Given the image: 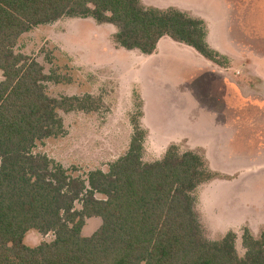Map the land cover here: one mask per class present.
<instances>
[{"label": "trees", "instance_id": "obj_1", "mask_svg": "<svg viewBox=\"0 0 264 264\" xmlns=\"http://www.w3.org/2000/svg\"><path fill=\"white\" fill-rule=\"evenodd\" d=\"M92 18L115 27L113 43L149 55L161 37L194 49L225 66L228 57L207 42L203 18L176 6L141 0H0V264H264V232L216 240L204 235L197 190L217 176L204 155L170 144L154 161H143L148 131L140 125L141 102L130 114L127 150L107 171L72 176L58 161L33 151L38 141L64 133L60 112L99 108L100 97L51 96L33 57L15 51L20 35L60 17ZM99 195V196H98ZM98 228L81 233L85 220ZM36 230L53 238L24 242Z\"/></svg>", "mask_w": 264, "mask_h": 264}, {"label": "rangeland", "instance_id": "obj_2", "mask_svg": "<svg viewBox=\"0 0 264 264\" xmlns=\"http://www.w3.org/2000/svg\"><path fill=\"white\" fill-rule=\"evenodd\" d=\"M141 1L203 18L210 45L231 52L232 62L220 71L234 85L168 37L148 57L115 45L110 24L63 16L22 33L14 49L60 79L45 83L49 95L90 94L101 103L94 111H61L64 133L38 141L33 151L60 162L72 176L107 171L128 148L129 117L141 102L140 125L148 131L142 160L159 159L170 144L202 153L217 173L197 190L204 235L216 240L233 231L242 254L244 230L255 237L264 232V0ZM95 221L100 218H89L82 235L96 229ZM52 238L30 229L24 242Z\"/></svg>", "mask_w": 264, "mask_h": 264}, {"label": "crops", "instance_id": "obj_3", "mask_svg": "<svg viewBox=\"0 0 264 264\" xmlns=\"http://www.w3.org/2000/svg\"><path fill=\"white\" fill-rule=\"evenodd\" d=\"M107 24H109V23H107ZM110 25H112V24H110ZM113 26V25H112ZM208 33V32H207ZM167 36H164V37H161L159 40H158V42H157V44H156V49L154 50V52L153 53H151V54H149V55H147L148 57L150 56V55H157L158 53H159V44L161 43V41H162V39L163 38H166ZM169 38V37H168ZM171 39V38H170ZM172 40V39H171ZM173 41V40H172ZM175 42V41H174ZM208 42V41H207ZM178 43V42H177ZM209 43V42H208ZM182 44V43H181ZM209 45H210V43H209ZM187 46V45H186ZM210 46H212V45H210ZM189 47V46H188ZM212 47H214V48H216L217 50H219L221 53H223V54H225L227 57H228V59H229V61L230 62H232V60H231V57H232V55H231V52H230V50H229V48H225L226 46H222L221 44H215V45H213ZM122 48V47H121ZM189 48H191V47H189ZM192 49V48H191ZM134 50V49H133ZM193 51H194V49H192ZM197 55H199L196 51H194ZM144 55H146V54H144ZM200 56V55H199ZM202 57V56H201ZM203 58V57H202ZM204 59V58H203ZM206 60V59H205ZM206 61H208V60H206ZM209 63H210V65H212V66H209V67H211L213 70H215V71H217V72H219L220 74H222L223 75V77H225L226 75H224L220 70H227L226 68H223V67H221V66H218V65H216V64H213L212 62H210V61H208ZM244 65H245V63H244ZM246 67L248 68V66H247V64H246ZM232 74H234V72L232 73ZM225 80L227 81V83H229L230 85H234V84H232V83H234V82H231V80L229 79V78H227V77H225ZM239 91L238 92H240V89H238ZM240 94V93H239ZM93 217H96V216H93ZM93 217H89V218H93ZM89 218H87L86 220H85V224H84V226L86 227V225H87V222L89 221ZM99 218V217H98ZM100 222H101V220L99 221V222H94L93 223V225L92 226H95L96 227V229L98 228V226L100 225ZM83 226V227H84ZM83 227H82V230H83ZM95 229V230H96ZM82 230H81V233H82ZM94 230V231H95ZM93 231V232H94ZM91 234V233H90ZM89 234V235H90ZM86 236H88V235H86Z\"/></svg>", "mask_w": 264, "mask_h": 264}]
</instances>
